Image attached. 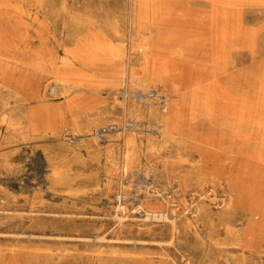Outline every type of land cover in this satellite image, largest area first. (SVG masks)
<instances>
[{
    "label": "rangeland",
    "instance_id": "1",
    "mask_svg": "<svg viewBox=\"0 0 264 264\" xmlns=\"http://www.w3.org/2000/svg\"><path fill=\"white\" fill-rule=\"evenodd\" d=\"M0 264H264V0H0Z\"/></svg>",
    "mask_w": 264,
    "mask_h": 264
},
{
    "label": "bare ground",
    "instance_id": "2",
    "mask_svg": "<svg viewBox=\"0 0 264 264\" xmlns=\"http://www.w3.org/2000/svg\"><path fill=\"white\" fill-rule=\"evenodd\" d=\"M120 198V197H119ZM122 198V197H121ZM175 207V206H174ZM117 211H121V215H119V214H116L115 215V217L119 220V221H124V220H126V219H128L129 217H127V207H126V205L125 204H122V203H120V204H118L117 205ZM140 212V211H139ZM134 213H136V212H134ZM173 213V212H172ZM148 216V218L150 217V218H154V217H159V215H156V214H148L147 215ZM120 223V222H119ZM144 244V243H143Z\"/></svg>",
    "mask_w": 264,
    "mask_h": 264
},
{
    "label": "built area",
    "instance_id": "3",
    "mask_svg": "<svg viewBox=\"0 0 264 264\" xmlns=\"http://www.w3.org/2000/svg\"><path fill=\"white\" fill-rule=\"evenodd\" d=\"M112 129H114V125H109V126H107V127L99 128V129H97L95 132H96L97 134H99V133H104V132H106V131H110V130H112Z\"/></svg>",
    "mask_w": 264,
    "mask_h": 264
}]
</instances>
